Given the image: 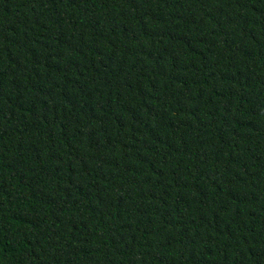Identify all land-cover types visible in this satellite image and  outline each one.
I'll return each instance as SVG.
<instances>
[{
  "label": "trees",
  "instance_id": "1",
  "mask_svg": "<svg viewBox=\"0 0 264 264\" xmlns=\"http://www.w3.org/2000/svg\"><path fill=\"white\" fill-rule=\"evenodd\" d=\"M0 264H264V0H0Z\"/></svg>",
  "mask_w": 264,
  "mask_h": 264
}]
</instances>
